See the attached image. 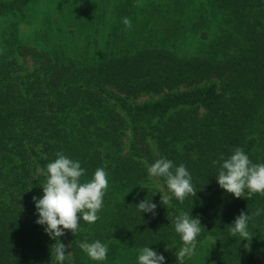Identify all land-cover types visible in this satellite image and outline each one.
<instances>
[{"label":"trees","instance_id":"1","mask_svg":"<svg viewBox=\"0 0 264 264\" xmlns=\"http://www.w3.org/2000/svg\"><path fill=\"white\" fill-rule=\"evenodd\" d=\"M38 2L0 0V264H57L32 201L57 152L80 162L82 181L101 167L108 178L99 219L66 231L63 264H121L124 252L146 246L179 264L174 222L185 212L200 219L197 247L215 239L214 264H264V212L248 222L262 239L258 256L229 234L241 211L264 209V196L225 193L213 164L237 147L264 163V0H173L163 23V2L121 0L111 32L120 35L101 55L85 45L75 57L28 45L21 25ZM161 157L186 166L196 197L160 204L169 193L147 167ZM147 196L154 218L136 207ZM85 240L107 245V259L92 261L79 247Z\"/></svg>","mask_w":264,"mask_h":264},{"label":"clouds","instance_id":"2","mask_svg":"<svg viewBox=\"0 0 264 264\" xmlns=\"http://www.w3.org/2000/svg\"><path fill=\"white\" fill-rule=\"evenodd\" d=\"M122 23L126 28L132 27L128 17H124ZM213 164L219 165L218 174L215 175L216 182L225 193L244 199H251L254 194L264 196V163H253L242 148H235L228 158L221 157L219 161H213ZM147 173L150 178L162 179L166 186L169 194H160L162 205H168L173 197L180 203L189 196L196 197L197 191L192 184L191 174L183 163L175 166L171 160L161 157L147 167ZM84 174L85 169L78 160L57 152L56 159L48 163L43 172L46 181L43 186L40 185L42 196L32 197L38 216L35 223L43 226L44 232L55 241L50 245V256L55 258L57 264H63L69 246L61 243L59 238L66 231L75 236L81 220L88 224L95 223L103 208V198L108 188L107 172L103 167L97 168L89 181H82ZM136 207L140 213H150L153 218L156 215L157 204L152 202L151 197H145ZM262 212L264 209H257L250 217L241 211L230 224L229 234L238 237L239 241H246L248 248L254 236L248 230V222ZM201 226L200 219L191 217L187 212L175 218L174 230L182 242V247L175 254L179 264H184L186 258L190 259L195 254ZM79 247L92 261L107 259L108 246L99 240L91 243L85 240ZM168 249L165 247L166 251ZM138 252L137 264H165L164 255L149 246Z\"/></svg>","mask_w":264,"mask_h":264},{"label":"rangeland","instance_id":"3","mask_svg":"<svg viewBox=\"0 0 264 264\" xmlns=\"http://www.w3.org/2000/svg\"><path fill=\"white\" fill-rule=\"evenodd\" d=\"M70 0H39L38 5L33 10L27 12L26 18L21 25V33L28 45L35 46L38 49L51 50L60 46L64 47L70 57L81 54V49L85 45H89L91 55H101V47L110 37L117 36L118 32L112 33V24L115 20V9H117L121 0H71L72 6L68 7ZM103 1V2H102ZM152 1V2H151ZM189 0H182L183 3ZM197 1V0H196ZM97 2L102 5L98 9L97 15L92 19H86L93 10V4ZM143 3L150 5L153 2H163L162 11L157 17L160 23L161 17L168 18L169 10L167 4L171 5L173 0H142ZM197 9L198 5L192 4ZM149 9V7H147ZM155 20V21H156ZM163 23V22H162ZM185 23V21H183ZM3 25L6 22L2 23ZM129 31L125 34V39L132 40ZM120 35V34H118ZM128 40V41H130ZM194 45L190 44L188 51H193ZM147 99L146 96L142 100ZM43 228V226H42ZM47 235V234H46ZM251 239V243L247 248L248 251L258 256V250L262 245V239L259 235H255ZM48 237V235H47ZM60 242L67 245L65 237L59 238ZM53 244L55 241L49 238ZM215 239L207 237L204 239L195 254L189 259L190 264H214L217 254ZM244 244L247 242L242 240ZM247 247V245H246ZM69 248L66 249L68 251ZM66 258L70 259V253L66 252ZM137 254L133 251L124 252L119 259L121 264H126L135 260L137 262ZM130 260V261H129ZM69 264H72L69 261Z\"/></svg>","mask_w":264,"mask_h":264}]
</instances>
